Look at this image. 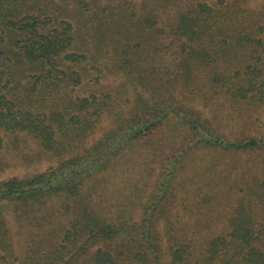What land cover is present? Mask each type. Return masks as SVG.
Here are the masks:
<instances>
[{
	"label": "trees",
	"instance_id": "16d2710c",
	"mask_svg": "<svg viewBox=\"0 0 264 264\" xmlns=\"http://www.w3.org/2000/svg\"><path fill=\"white\" fill-rule=\"evenodd\" d=\"M87 1L96 11L88 29L103 42L113 34L115 62L129 77L125 116L109 94L71 96L59 68L60 60H86L71 52L69 20L85 0L71 8L68 0H0V134L25 133L59 160L49 171L0 182V264H264V176L242 173L239 186H223L232 200L217 233L193 239L168 225L165 248L159 228L174 208L173 184L189 152L207 149L216 163L232 161L230 174L214 168L222 179L244 154H263L264 138L233 139L221 125L264 108V0ZM105 114L112 128L88 144ZM147 165L158 167L159 182L138 220L133 202L129 223L102 218L85 202L82 185L97 173ZM54 199L69 202L65 222L47 214L46 223L22 225L17 254L9 220Z\"/></svg>",
	"mask_w": 264,
	"mask_h": 264
},
{
	"label": "rangeland",
	"instance_id": "374dc122",
	"mask_svg": "<svg viewBox=\"0 0 264 264\" xmlns=\"http://www.w3.org/2000/svg\"><path fill=\"white\" fill-rule=\"evenodd\" d=\"M53 3H62L63 0H49ZM72 0H68L71 8ZM100 4L108 3L98 0ZM133 0H111V4H129ZM138 6L143 0H134ZM211 3L215 0H200ZM86 3L78 5L77 13L72 12L69 18L73 24L74 48L71 52L83 54L86 60L81 64H72L60 60L59 68L63 70L64 82L70 95L83 99L91 96L109 94L117 101V109L125 116L129 110V97L132 90L129 87V77L121 72L115 62L114 36L106 33V40L99 39V30L95 33L88 29L90 16L94 14V6ZM79 80L74 86V80ZM207 112V110H204ZM211 116V114L209 113ZM224 117L221 114L220 120ZM211 120L217 122L214 111ZM110 114L101 117L88 144L99 139L107 130L112 128ZM229 121V120H224ZM223 132L233 139L236 138H264V108L248 110L246 113L235 114L230 117L229 124H222ZM2 146L0 150V182L11 178L32 177L55 168L59 160L46 153L41 145L25 133H1ZM214 152L207 149H195L183 159L182 168L178 169L177 178L173 186L177 187L174 208L168 216V221L161 223L160 231L163 234V245L166 248L165 227L171 226V233L175 236L185 235L188 238H198L222 229V216L229 212L232 200L229 191L223 186H235L232 182L239 181L242 173L251 177L264 176L263 154H244L235 162L229 178L222 179L215 172L219 168L223 173L230 174L232 161L220 160L217 162ZM219 160V159H218ZM250 172V173H249ZM159 169L155 165L140 166L135 172L121 174L109 167L104 172L92 176L81 189L86 203L102 218H112V221L129 223V203L133 202L136 209L131 218L138 220L143 206L147 204L158 184ZM261 176V177H259ZM250 177V178H251ZM239 181L237 186L240 185ZM217 194V195H215ZM210 196L209 199H207ZM210 200V202H208ZM69 202L63 199H54L44 206L20 209L17 218L9 220L13 249L17 254L22 251L23 236L19 234L21 226L28 222H44V215L54 214L51 221L65 222L64 208ZM202 204L203 209L196 207ZM213 205V206H211ZM46 206V207H45ZM211 206V207H210ZM45 207V208H44ZM225 213V214H224ZM224 214V215H223ZM209 217V219H208ZM211 219V220H210ZM208 224V227H203ZM48 226V225H47Z\"/></svg>",
	"mask_w": 264,
	"mask_h": 264
}]
</instances>
